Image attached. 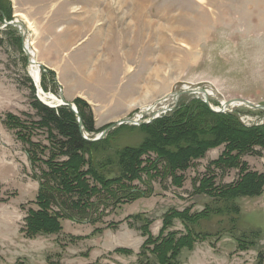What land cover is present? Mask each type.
Masks as SVG:
<instances>
[{
    "label": "rangeland",
    "instance_id": "374dc122",
    "mask_svg": "<svg viewBox=\"0 0 264 264\" xmlns=\"http://www.w3.org/2000/svg\"><path fill=\"white\" fill-rule=\"evenodd\" d=\"M116 1L2 0L11 19L31 35L42 90L30 74L25 38L7 29L9 20L1 17L0 264H148L139 256L146 238L141 228L152 236H177L187 226L198 239L188 247V239L179 240L180 264H264V185L258 195L236 199L197 191L202 178L216 186L237 178L236 169L220 170L211 163L223 145L178 172L180 185L160 176L148 183L146 177L136 183L143 192L136 199L101 204L91 216L76 220L61 218L54 233L28 236L22 230L28 210L37 207L34 172L40 174L39 160L49 146L46 132L35 123L34 97L49 107L59 104L45 102L38 92L88 105L83 108L95 129L90 138L121 119H133L121 124L129 127L164 115L177 103L169 94L184 86L203 85L217 108L235 98L264 105V0H127L121 12L114 11ZM104 4L112 11L104 13ZM112 12L118 14L114 19ZM123 14L128 28L110 29ZM227 111L246 126L264 124L263 110L235 105ZM144 135L126 128L116 133L115 143L135 145ZM241 160L264 176V150L256 148ZM201 211L198 218H188ZM135 214L144 220L133 219ZM171 245L156 246L159 255Z\"/></svg>",
    "mask_w": 264,
    "mask_h": 264
},
{
    "label": "trees",
    "instance_id": "16d2710c",
    "mask_svg": "<svg viewBox=\"0 0 264 264\" xmlns=\"http://www.w3.org/2000/svg\"><path fill=\"white\" fill-rule=\"evenodd\" d=\"M1 17L11 20L10 10L2 0L0 20ZM6 28L13 30L14 27ZM33 104L38 113L35 123L46 132L49 146L39 160L40 174L34 172L39 183L37 207L28 210L22 227L28 236L57 232L61 229V218L76 220L91 216L101 204L105 207L136 199L143 195L136 183H144L146 177L148 183L160 176L169 177L180 185L178 172L219 145L224 148L212 165L220 170L236 169L237 178L223 186H216L211 178H202L197 191L221 199H236L258 195L264 185L263 174L249 170L241 160L243 155L251 154L256 148L264 150V124L246 126L236 113L214 112L198 98L181 96L173 109L164 115L139 126L121 125L97 141L83 137V132L92 137L95 129L91 115L83 108L88 105L81 100L76 99L75 105L82 131L68 106L49 107L35 97ZM126 128L138 129L145 135L135 145L116 144V133ZM202 213L188 215V218H198ZM133 219L142 222L144 215L135 214ZM141 229L146 238L139 256L148 264H180L179 240L188 239L185 244L188 247L191 240L198 239V234L191 233L188 226L185 233L177 236V232L152 236L147 229ZM166 241L172 245L161 257L156 246L165 245Z\"/></svg>",
    "mask_w": 264,
    "mask_h": 264
},
{
    "label": "water",
    "instance_id": "95a60500",
    "mask_svg": "<svg viewBox=\"0 0 264 264\" xmlns=\"http://www.w3.org/2000/svg\"><path fill=\"white\" fill-rule=\"evenodd\" d=\"M4 24H5V26H11V27H14L15 29H17L19 34H20V36H21V39L25 38V36L27 35V31L25 30L24 25L16 18L11 19L9 21H4ZM24 48L25 47L23 45V50H24V53H25V55H26V57L28 59V62L35 64L34 60L30 59V55L27 52V49L26 48L24 49ZM38 65H39L38 67H39V70H40L41 69V64L38 63ZM207 94H208L207 89L203 85H199V86H195V87L184 86L179 91L172 93L170 95V97H171V99L174 102H177L179 96H181V95H189L190 97H193V98H200L214 112H224V111L228 110L229 107H232V106H235V105H244V106L249 107V108H253V109H258V110H263L264 111V105L255 104V103H253V102H251L249 100L241 99V98H235V99H230V100L224 101V102H222L220 104L219 108L213 107L210 104V102L208 101V97H207L208 95ZM42 103H44V102H42ZM59 105L68 106V108L71 111H73V113L77 117L78 127L82 131L83 130V126H82V123H81L80 116H79V114L77 112L76 106L73 103H71V102L65 101V99L63 98L62 95H60V102L56 106H59ZM50 107H55V106H50ZM148 110H149V108L147 109V111ZM165 110H166V108H163V110H161V111L159 110V113H161L162 111H165ZM132 122H133V119H130V118L121 119V120H119L116 123H112V124L108 125L105 129H103L99 134H97L93 138L87 137V134L85 132L83 133V137H84V139L89 140V141H97V140L103 138L105 136V134L107 133V131H109L110 129L114 128L116 125H121V124H124V123H132Z\"/></svg>",
    "mask_w": 264,
    "mask_h": 264
},
{
    "label": "bare ground",
    "instance_id": "6f19581e",
    "mask_svg": "<svg viewBox=\"0 0 264 264\" xmlns=\"http://www.w3.org/2000/svg\"><path fill=\"white\" fill-rule=\"evenodd\" d=\"M108 1V0H107ZM109 3V2H108ZM135 4H138L139 2H134ZM98 4V3H97ZM111 5V4H110ZM110 5L109 4H104V7H103V12L104 13H109L110 11H112L111 9H110ZM129 6V3H128V1L127 0H125V1H122V0H120V1H116V3H115V6H116V8L114 9V11L115 10H119L120 12H121V10H122V6ZM134 6V5H133ZM98 8V7H97ZM120 8V9H119ZM137 8L136 7H134L132 10H136ZM103 12H102V14H103ZM123 13V12H122ZM96 17H98V13L96 12ZM116 15H118L117 14V12H112L109 16L112 18V19H114V17H116ZM124 16H125V14H123V15H121L120 17H121V20L120 21H118L117 23L116 22H114L113 20V23L114 24H116V25H111L109 28L110 29H113V28H118V27H123V25L125 26L126 24H124V20H125V18H124ZM120 17H119V19H120ZM107 22H109V21H107ZM111 24V23H110ZM144 25V24H143ZM127 26H125V28H126ZM130 27H131V25H130ZM129 27V28H130ZM133 27V26H132ZM27 28V27H26ZM128 28V27H127ZM120 29V28H119ZM26 31H27V35L25 36V40H24V47L27 49V52L29 53V55H30V59H32V60H34V56L36 55V49L35 48H33V47H31V45H32V42H31V39L29 38L31 35H30V33H28V30L27 29H25ZM91 36V35H90ZM109 41V40H108ZM121 41H119L118 42V44L120 43ZM97 41H96V47H98V45H97ZM140 43V42H139ZM121 44V43H120ZM108 46H109V48H112V45L110 44V43H108L107 44ZM122 46V45H121ZM119 47V46H118ZM123 47H124V45H123ZM24 48V49H25ZM126 48V47H125ZM98 49H100L99 47H98ZM103 49H105V50H107V46H105V47H103ZM96 59V58H95ZM108 60H109V58H108ZM34 62H35V64H33V63H29V70H30V74H31V76H32V78H33V80H34V82H35V84L37 85V87H38V90L39 91H41L42 89H40V87H39V85H38V81H39V78H40V71H39V65H38V62L36 61V60H34ZM37 63V64H36ZM100 63V62H99ZM98 64V63H97ZM95 66V65H94ZM97 66V65H96ZM96 66H95V68H96ZM99 68L98 69H102V67H103V65H100V66H98ZM82 69V68H81ZM94 70V69H93ZM97 70V69H96ZM98 71V70H97ZM96 71V73H98ZM109 71V70H108ZM102 72L103 71H100V73L102 74ZM100 74V75H101ZM90 76V75H89ZM91 76H93V75H91ZM97 76H98V74H97ZM102 77V76H101ZM98 78H99V76H98ZM86 85V84H85ZM39 93V95H40V97L45 101V102H47V103H52V101L50 100V99H53V100H56V101H58V102H60V99H57L54 95H52V94H50V93H44V92H38ZM172 94V93H171ZM171 94H169V98H171L170 97V95ZM46 98H48V99H46ZM145 110H147V109H145ZM157 113V112H156Z\"/></svg>",
    "mask_w": 264,
    "mask_h": 264
}]
</instances>
